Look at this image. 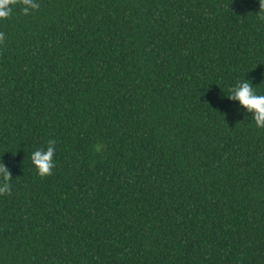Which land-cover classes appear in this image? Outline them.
Masks as SVG:
<instances>
[{
  "label": "trees",
  "instance_id": "obj_1",
  "mask_svg": "<svg viewBox=\"0 0 264 264\" xmlns=\"http://www.w3.org/2000/svg\"><path fill=\"white\" fill-rule=\"evenodd\" d=\"M21 3L0 19V264H264V129L226 97L264 92V0Z\"/></svg>",
  "mask_w": 264,
  "mask_h": 264
},
{
  "label": "clouds",
  "instance_id": "obj_2",
  "mask_svg": "<svg viewBox=\"0 0 264 264\" xmlns=\"http://www.w3.org/2000/svg\"><path fill=\"white\" fill-rule=\"evenodd\" d=\"M260 3V0H259ZM39 7L37 0H22L20 11L28 15L31 11H35ZM262 5L260 3V9ZM12 14V0H0V19L8 18ZM256 85H253L250 80L245 78L237 80L229 87V100L235 101L239 109L242 110V115H251V122L257 129H264V92H261ZM54 141H49L46 147L36 148L30 154V162L35 172L40 176L50 175L54 168ZM0 174H3L5 181L11 177L7 168L0 166ZM9 188L7 182L0 187V192L6 191Z\"/></svg>",
  "mask_w": 264,
  "mask_h": 264
}]
</instances>
